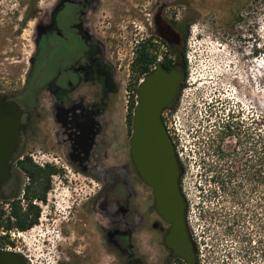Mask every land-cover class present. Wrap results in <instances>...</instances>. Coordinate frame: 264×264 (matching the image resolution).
Here are the masks:
<instances>
[{
  "label": "flooded vegetation",
  "instance_id": "flooded-vegetation-1",
  "mask_svg": "<svg viewBox=\"0 0 264 264\" xmlns=\"http://www.w3.org/2000/svg\"><path fill=\"white\" fill-rule=\"evenodd\" d=\"M144 1L56 0L54 10L36 32L20 85L0 92V103L18 106L22 125L6 188L10 195L19 193L12 198L15 203L21 199V178H27L24 199L40 209L39 221L43 206L48 208L46 216L54 221L56 208L51 190L56 178L72 182L71 167L89 184H100L82 204V212L88 218L95 216L97 224L92 228L102 242L99 252L114 258L115 264H190L184 257L188 237L195 248V264H217L216 258H199L178 145L177 122L188 75L186 43L192 22L191 1L154 0L149 13L140 8ZM157 64L166 71L180 66L185 73L172 108L162 115L183 168L182 194L187 214L182 228L174 223L170 201L157 198L136 171L130 150L125 142L123 145L128 131L123 134L119 126L122 113L116 110L118 103L127 100L124 86H135L130 100L137 101L139 85ZM144 66L148 71L141 72ZM232 133L229 127L215 139L220 142ZM212 142L214 146L215 140ZM219 145H215L217 153ZM24 163L56 170L50 176L44 199L32 197L36 183L23 170ZM44 189H40L39 196ZM34 200L41 205L33 204ZM74 207L72 216L62 222L65 234L71 229L69 221H80ZM84 227L86 234L88 226Z\"/></svg>",
  "mask_w": 264,
  "mask_h": 264
},
{
  "label": "rangeland",
  "instance_id": "rangeland-1",
  "mask_svg": "<svg viewBox=\"0 0 264 264\" xmlns=\"http://www.w3.org/2000/svg\"><path fill=\"white\" fill-rule=\"evenodd\" d=\"M190 1L188 75L177 134L199 258H216L217 264H264L259 252L264 244V182L256 178L260 166L264 172V80L259 79L264 65L260 69L254 63L264 64V0ZM55 2L0 0V92L20 85L38 27ZM152 2L145 0L140 8L149 13ZM132 104L130 100L116 108L122 113L123 134L128 131L123 140L127 151L132 126L125 115ZM229 125L234 127L232 135L217 142L215 136ZM69 170L72 182L56 178L51 190L55 220H49L43 206L34 231L10 243L30 264H115L114 258L99 252L95 216L82 212V204L100 184H89L85 176ZM25 181L22 177L21 188ZM9 196L6 188L0 201ZM22 203L28 201L17 199L14 206ZM74 206L80 221H69L71 229L65 234L62 222L72 216ZM245 255L251 258H242Z\"/></svg>",
  "mask_w": 264,
  "mask_h": 264
},
{
  "label": "water",
  "instance_id": "water-1",
  "mask_svg": "<svg viewBox=\"0 0 264 264\" xmlns=\"http://www.w3.org/2000/svg\"><path fill=\"white\" fill-rule=\"evenodd\" d=\"M184 81L185 73L180 66L166 71L157 64L156 69L146 75L137 89L130 138V157L136 171L154 190L157 198L170 201L172 217L179 228L185 225L187 214V204L182 194L183 168L162 115L172 108ZM21 130L18 106L0 103V199L11 179L13 157ZM184 257L190 264H195V248L191 247L189 237L184 247ZM0 264L28 262L17 252L0 250Z\"/></svg>",
  "mask_w": 264,
  "mask_h": 264
},
{
  "label": "trees",
  "instance_id": "trees-1",
  "mask_svg": "<svg viewBox=\"0 0 264 264\" xmlns=\"http://www.w3.org/2000/svg\"><path fill=\"white\" fill-rule=\"evenodd\" d=\"M148 71V67L144 66L143 69H141V72ZM135 100H133V104L130 107L129 113H128V120L130 125L132 126V117H133V110L135 107ZM232 127V130L234 131V127ZM22 168L24 171L31 174L34 183H36V186L34 187L35 190L32 193V197H39V198H45V192L50 188V176L56 172L52 167L48 166L46 170H43L42 168L35 167V166H29L28 164H22ZM264 172L262 171V166H260V169L258 170V174H256V178L260 179L261 182H264ZM46 176V178L44 177ZM232 179V178H231ZM44 183L46 184V187L44 189ZM44 189L43 195L39 196L41 194L40 189ZM29 193V192H28ZM18 192L13 193L8 198H15ZM27 197H29V194H27ZM39 215H40V209L37 206L28 205L26 210H23L21 206L15 205L13 207V216L15 217L16 221L14 223V226L19 228L22 231L29 230L33 228L35 225L39 222ZM13 225L10 223L8 227H12ZM262 244V242H260ZM259 252L261 257L264 259V244L259 247Z\"/></svg>",
  "mask_w": 264,
  "mask_h": 264
},
{
  "label": "built area",
  "instance_id": "built-area-1",
  "mask_svg": "<svg viewBox=\"0 0 264 264\" xmlns=\"http://www.w3.org/2000/svg\"><path fill=\"white\" fill-rule=\"evenodd\" d=\"M124 90L126 93V98H127L126 105H127L130 101L131 94L132 95H135V94H134V91H132V92L129 91V85L124 86ZM15 167H18L17 164H15ZM25 180L26 181L24 183V186H23L22 192H21V200H23V202L25 201L24 195H25V185L27 182V178H25ZM33 204L38 205V206L41 205V203L37 202V200H34ZM13 207H14V200H12V199H10L6 202L0 201V250L14 251V252H17L20 254V252L18 250H16L15 248L12 247L10 242H14L15 239L26 238V236L30 232L34 231L35 226L29 230H26V231H22L19 228H17L16 226H14L16 219L13 216ZM21 207L23 210H26L28 207V204H26V206H25L22 203ZM10 223L13 226L9 228L8 225ZM25 258H26V256H25ZM28 264H30V263H28Z\"/></svg>",
  "mask_w": 264,
  "mask_h": 264
},
{
  "label": "bare ground",
  "instance_id": "bare-ground-1",
  "mask_svg": "<svg viewBox=\"0 0 264 264\" xmlns=\"http://www.w3.org/2000/svg\"><path fill=\"white\" fill-rule=\"evenodd\" d=\"M153 3H155V2H153ZM153 3H152V4H153ZM158 3H159V2H158ZM154 7H155V6H154ZM155 15H157V14H155ZM100 17H101V16H100ZM254 63H255V67H259L260 69H262V65H264V64H261V63H260L259 65H257L256 62H254ZM259 79H263V80H264V74H261V76H260ZM257 81H258V80H257Z\"/></svg>",
  "mask_w": 264,
  "mask_h": 264
}]
</instances>
